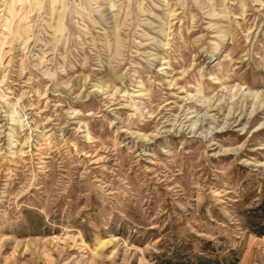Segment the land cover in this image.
Masks as SVG:
<instances>
[{"label": "rangeland", "instance_id": "374dc122", "mask_svg": "<svg viewBox=\"0 0 264 264\" xmlns=\"http://www.w3.org/2000/svg\"><path fill=\"white\" fill-rule=\"evenodd\" d=\"M264 264V0H0V264Z\"/></svg>", "mask_w": 264, "mask_h": 264}, {"label": "trees", "instance_id": "16d2710c", "mask_svg": "<svg viewBox=\"0 0 264 264\" xmlns=\"http://www.w3.org/2000/svg\"><path fill=\"white\" fill-rule=\"evenodd\" d=\"M198 264H213V263L212 262L210 263L208 260L204 261L203 259H199ZM231 264H235V262Z\"/></svg>", "mask_w": 264, "mask_h": 264}]
</instances>
